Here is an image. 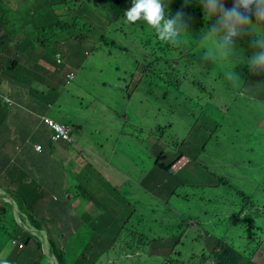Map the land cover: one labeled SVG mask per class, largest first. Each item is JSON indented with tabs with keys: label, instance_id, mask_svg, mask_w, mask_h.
I'll return each instance as SVG.
<instances>
[{
	"label": "rangeland",
	"instance_id": "374dc122",
	"mask_svg": "<svg viewBox=\"0 0 264 264\" xmlns=\"http://www.w3.org/2000/svg\"><path fill=\"white\" fill-rule=\"evenodd\" d=\"M4 1L12 10L10 20L22 22L18 31L26 28L21 39L26 40L27 35L35 36V40L40 42L34 58L47 61L45 66L30 72L28 86H47L44 94L48 99L56 97L54 101H59L66 98L85 109L92 108L93 125L85 124L74 136L79 145L94 150L93 154L83 148L78 150L84 166L92 175L88 179L89 187H83L93 195L96 193L100 204L94 218L106 209L109 217H116L122 222L129 219L127 230L139 237V241H148L153 245L154 236L164 233L167 228L173 231L182 226L186 234L193 226L196 231L213 234L216 240L224 238L226 244L232 241L241 258L250 264H264V238L260 242L249 243L253 233L239 218L240 210L251 209L258 201L264 203V82L255 75L247 76L245 68L249 65L243 61V53L248 52L251 57L259 50L253 45L257 39L255 32L249 29L245 33L247 39L243 35L236 38L235 54L231 56L230 63L227 59L204 62L200 45L204 9L199 0L192 2L189 11L194 18L186 14L188 9L182 11L190 28L182 32L179 42L186 44L187 49L192 46L193 54L189 58L186 54L181 56L180 49L171 55L183 61L180 70L188 80L186 87L180 84L177 88L172 77H156L150 73L147 66L156 60L152 47L148 48L146 44L152 38L151 34L138 28L140 24L132 27L125 20L113 21L109 12L114 5L112 2L82 0L76 6V2H69L74 7L72 12L62 11L59 15L63 22L77 23V27L68 28L60 38H56L52 37L51 26L56 21L55 9L46 4L47 0ZM184 1L188 3V0ZM230 2L233 3V0ZM82 3H86L87 7ZM60 6L58 4L55 8ZM249 16L255 23L254 13ZM27 19L29 22L24 23ZM91 28H95V35L85 44L76 46L75 41L68 43L79 49V64L73 66L66 64L65 60V65L58 64L57 48L53 50L55 44L70 39L71 35H89ZM42 29L49 34L41 35ZM257 31L264 37V29L257 26ZM104 42L109 47H105ZM95 43L104 49L95 52ZM11 44L15 45V42ZM158 55L161 57L163 53ZM188 59L197 62L196 70H189L191 62ZM223 65L228 67L224 72ZM55 69L57 72H54ZM68 71L76 75L70 85L67 84ZM8 88L28 89L27 85H10ZM12 94L0 89V131L3 129L0 145L6 143L11 134V115L18 108L15 99L10 96ZM9 97L14 104L9 102ZM20 103L22 111L27 112L29 105L36 100L26 96ZM119 120L125 124L123 133L127 135L123 137L117 129ZM40 145L37 144L36 149ZM8 149L12 150V147ZM21 149L19 146L18 152ZM113 150L119 152L121 163H118ZM99 153L105 154L106 159L99 158ZM161 153L165 158L159 164L169 166L182 158V154L189 162L186 165L181 160L174 162L170 172L156 169L153 165ZM3 155L0 151V161ZM134 156H140L141 166L130 162ZM27 166L29 169L34 167ZM183 167L184 170H180ZM2 168L0 163V178ZM15 186L19 189L22 185L15 182ZM66 190L68 195H76L71 188ZM24 194L27 195L28 191ZM75 200L72 198L69 202L73 208L71 213L77 220L82 217L84 207L94 209L92 202L84 198L77 209ZM104 201L107 203L103 204ZM64 204L49 206L47 216L50 220L45 224L50 226L54 237L59 231L63 232L66 238L61 241L62 244L79 226L74 221L76 227L73 228L67 215L52 211L54 207H64ZM114 206L119 209L115 211ZM17 212L2 217L0 228L14 229ZM44 214L46 216V212ZM153 220L163 222L157 225L160 230H155ZM60 226L61 230H54ZM20 237L27 238L26 235ZM6 240L7 234L0 231V255L8 256L10 248L16 247L10 239L6 244ZM169 242L167 237L162 246L168 247L165 245ZM46 253L47 249L45 256L49 263L55 264V257H48ZM148 260L145 257L129 264L146 263ZM129 261L123 260L120 264ZM150 262L148 264H154Z\"/></svg>",
	"mask_w": 264,
	"mask_h": 264
},
{
	"label": "trees",
	"instance_id": "16d2710c",
	"mask_svg": "<svg viewBox=\"0 0 264 264\" xmlns=\"http://www.w3.org/2000/svg\"><path fill=\"white\" fill-rule=\"evenodd\" d=\"M112 2L114 5H111L110 16L113 21H121L125 20L124 16L126 12V7L130 0H107ZM69 2H73L75 6L82 2V0H47L46 4L48 6H53L55 12L53 13L56 17V21L51 25L52 26V37L60 38L62 33L68 31V28L71 30L77 27L76 24H66L61 20L59 12L65 11L67 13L72 12L73 6L69 5ZM175 1L170 0L167 3L168 9L170 11V5ZM61 4V8H55L56 5ZM115 5H121V7H117ZM82 6L87 7L86 3H82ZM227 8H231L233 3L230 0L226 3ZM183 9L178 7L177 12H182ZM58 12V14L56 13ZM175 12V14L177 13ZM84 15V14H83ZM174 15V14H172ZM186 14H184L185 16ZM13 16L12 10L9 9L8 2L4 0H0V89L3 87L5 83H9V85L14 84L10 79H25L30 76V71L26 69L23 65L19 63V55L20 52L22 54H27V56H32L38 49V45L40 42L35 40V38H31L27 35V39H21L24 34L23 30L26 28L23 27V30L18 31L19 25H21V21H12L10 18ZM116 18V19H115ZM198 19H201L199 17ZM29 22V19L25 20L24 23ZM143 21H138L136 23H127L128 26L137 27L142 30H147L151 34L152 38L146 41L147 47H152L153 56L155 57V61L147 66L150 73L154 76L167 75L168 77H172L174 82V86H178L183 84L186 87L188 80L184 78V74L180 70L182 67V60L180 57H172L171 55L181 49V56L185 55L186 44H181L178 39L177 44H172L170 42L161 41L156 35L155 31L148 27V25L142 23ZM202 26H206V21L202 20ZM41 35L49 34L47 30H41ZM95 28L90 29V34L84 33L81 35H71L70 39L56 43L57 51L55 54L61 53L66 64H71L73 66L79 64V59L81 58L78 54V50L74 44H68L66 46L65 43H71L75 41L76 46H81L90 40V36L94 37ZM15 42V45L11 44ZM10 44V46H8ZM105 47H109V44L104 42ZM63 47H66L65 51L61 50ZM104 47L102 45H98L95 43L94 51L103 50ZM159 52L163 53V56H159ZM244 58L243 61L246 62L250 58V53H243ZM13 57V58H12ZM228 63L231 62V56L226 58ZM189 60V59H188ZM190 61V60H189ZM65 62L62 64L65 65ZM191 62V61H190ZM197 62L192 59V62L189 65V70L195 69L197 67ZM233 65V64H231ZM67 66V65H66ZM64 66V68L66 67ZM160 68H162L160 70ZM228 67H226V70ZM231 70V68L229 67ZM245 72L247 76L255 75L261 81L264 82V73H254L250 67L245 68ZM139 73V72H138ZM10 78V79H9ZM167 82L166 80H163ZM262 94V93H261ZM264 120V117L262 118ZM37 151V150H36ZM22 153V152H20ZM183 156H185L183 154ZM9 167L2 168V171L5 170L4 180H8V177H13L15 180L22 183V186L19 189L15 190L13 196V202L15 206L18 207L19 211L22 213L24 208L27 209V218H23L24 223H32L38 227L43 229V233L46 238V249L50 255L55 257L56 264H120L123 260H131L130 262H136L138 259H144L145 257L149 258L146 263L141 264H211L210 259H215L217 264H231L237 261L244 260L241 258V255L236 247V245L232 241H228V243H224V238H218L216 240L213 234H205L200 230H195L192 226L188 232L185 234L181 228H174L171 231L169 228L163 233H159L160 235L154 236L156 239L152 243L148 241H139V237H135L134 234L130 233V230H127L129 225V219L122 222L120 219L116 217H109L106 209L101 210V214L98 218H94L98 214V207L100 204L96 199V193L93 195L91 191L84 189L85 186L89 187L88 181H80V190L82 192L81 197H91L90 200L92 205H94V209H90V211L85 212L82 216V221L78 224L79 221H76L77 228L76 232L70 236V238L66 241V243L62 244L61 241H64L66 236L62 231H59L57 235L54 237L50 227L45 226L50 219H48L47 212H49V203L46 204V216L44 214V203L37 200V198L43 197V192L41 191V187L36 186L37 180L29 175L25 169L20 165L22 160L17 159H6ZM159 161V160H158ZM153 165L156 169L160 168L162 170L172 169L174 162H172L169 166L165 164H159V162ZM5 166V165H4ZM3 166V167H4ZM7 170V172H6ZM184 170V168L182 169ZM175 171V170H174ZM32 186L35 187V192H32ZM84 186V187H83ZM28 191V194L24 193ZM20 198L24 199L23 202L20 201ZM252 201L254 199H251ZM107 201H104L103 204H106ZM115 211H117L116 206ZM112 208V207H111ZM119 209V208H118ZM247 210L246 215L244 212ZM57 213L58 210L55 207L52 209ZM8 214L13 215V205L10 203H6L0 199V219L2 217L7 216ZM244 215V216H243ZM243 216V217H242ZM239 218H241L242 223L246 226H249L252 234V238L249 243H257L260 242L264 238V203H260L259 201L253 203L251 209L245 208L240 210ZM156 223L155 230H160V227H157L158 224L163 222L154 221ZM188 223V221H187ZM15 228H0L1 232H5L7 234L8 240H6V244L9 239L11 241L17 240L18 244L15 249L9 250L8 256H6V260L8 264H51L49 260L44 254V250L42 247V241L36 233H33L24 227L14 222ZM73 228L76 225L73 223ZM190 227V226H189ZM54 229V228H53ZM61 228H55L54 230H61ZM151 229V226H150ZM253 230V231H252ZM149 232V229H146ZM26 235V239H22L20 236ZM169 237L170 242L165 245L168 246L164 248L162 246V242ZM158 246V247H157ZM184 253V254H183ZM222 253V255H219ZM249 263V261H247ZM247 264V263H246ZM250 264V263H249Z\"/></svg>",
	"mask_w": 264,
	"mask_h": 264
},
{
	"label": "crops",
	"instance_id": "0c3cea01",
	"mask_svg": "<svg viewBox=\"0 0 264 264\" xmlns=\"http://www.w3.org/2000/svg\"><path fill=\"white\" fill-rule=\"evenodd\" d=\"M46 64L47 61L36 59L33 55L30 67L32 70H36ZM47 68L49 69V67ZM54 72H57V70L55 69ZM67 73H69V71ZM10 80L12 82L14 81V84L12 85H27L28 89H9V83H5L1 88L13 93L10 96L15 99L18 106L14 111L15 114L11 115V134L8 136L7 142L0 145V151L4 154L0 161L1 166L3 167L5 165L3 168L6 169L9 167V165L6 164V159L8 158H11L12 160H22L20 165L29 175L37 180L36 186L41 187L43 197L37 198V200L44 203V211L46 212L47 203H49V205L53 203H61L63 205V203H65L64 207L60 206L57 210L59 213H64L68 216L70 225L75 220L82 221V217L77 220V217L71 213V209L73 208L69 201L72 198H76L74 203H76V208L78 209L77 205H82L81 199H86L85 197H81L82 192L80 190V181H88L92 175L84 166L82 155L78 150L83 148L92 154L94 153V150L89 149L88 146H81L77 142L76 144H70L67 142L55 141L53 139V131L43 122V117H52L57 121L68 123L76 129L77 133L79 128H83L85 124L93 125L91 124L92 108L85 109L83 106L80 107L77 102H71L66 98L59 101H54L56 100V97L48 99L44 94V90L47 86H28L30 78H27L24 82H19L13 79ZM6 84L7 87L5 88ZM16 90L21 93L19 94ZM26 96L33 97L36 100V103L30 104L28 111L23 112L22 104L20 102L23 101ZM103 112L105 113V111ZM117 129L122 135L125 130L123 121H118ZM2 132L3 129L0 133ZM37 144L43 146L42 151H36L35 146ZM9 146L12 147V150L8 149ZM19 146L22 147L20 151L22 153L18 152ZM115 154L117 155L118 163H121L122 161L119 159V152H115ZM97 156L101 159H106L105 154L99 153ZM132 159H136V156L132 157ZM28 164L33 165L34 167L29 169L27 166ZM4 175L5 170H3V175L0 178V181L4 179ZM8 178L10 185L16 189L15 182H18L21 185L24 183L15 180L11 176ZM73 186L75 188H73ZM31 188L34 193L36 190L35 187L32 186ZM70 188L75 191L76 195H68L66 189ZM90 198L91 197L89 196L87 197L89 200ZM60 199L63 201H60ZM80 208L82 207L80 206ZM83 209L84 211L81 216H83L85 212L90 211L89 207H84Z\"/></svg>",
	"mask_w": 264,
	"mask_h": 264
},
{
	"label": "clouds",
	"instance_id": "9594fccd",
	"mask_svg": "<svg viewBox=\"0 0 264 264\" xmlns=\"http://www.w3.org/2000/svg\"><path fill=\"white\" fill-rule=\"evenodd\" d=\"M173 1L175 2L170 5L171 15H169L166 9H167V3L170 2V0H130L128 6L126 7V12L124 14V16L126 17V22L136 23L138 21H143L148 25L149 28L155 31L156 35L161 41L177 44L178 39L181 36L182 32H185L190 28L187 26L186 23L189 21L185 20L184 14L182 12H177V8L180 7L183 10L188 9V12L186 14H189L190 18H194V15L191 14V10L189 11V5H191L192 2H195V0H188V3H186L185 1L182 2V0H173ZM227 1L228 0H199L200 4L204 9L205 20H208L206 21V26H202L203 35H201L200 37V45L203 53L201 57L202 60L204 62L211 61L215 63L218 59H226L234 55L236 38L243 35L244 38L247 39L245 33L249 29H251L252 31L255 32L257 37V39L253 41V45L257 47L259 50L256 51L248 59L247 63L250 69L254 73L257 74L264 73V37H262L261 34L257 31V26H259L261 29H264V0H233V6L231 8L225 7V2L227 3ZM175 12L177 13L175 14ZM252 13H254L255 15L253 16L256 19L255 23H253L249 18L251 17L249 16V14ZM22 33H24V31ZM91 37L92 36H90V38ZM31 38H35V36ZM65 45L69 46L68 43H66ZM184 49L187 58H189V56L193 54L192 46L189 49L187 48ZM59 56H61V62ZM18 57H19V63L31 72L32 69L30 67V63L32 60V56H27V54H22L20 52V55ZM57 58H58V64L64 63V58L61 53L57 54ZM225 70H226V65H223V72ZM27 78H30V76H28ZM27 78L23 80L21 79H15V80L19 82H24ZM75 79H76L75 73L74 72L69 73L67 84L68 85L72 84V82ZM6 87L7 84L5 85V88ZM9 102L14 104V101L10 97H9ZM44 118H52V117L44 116L43 122L45 123ZM60 123L71 126L73 129V135L71 142H67V141H57V142H67L70 144H74L76 142L74 136L76 134V129L68 123H64V122H60ZM51 130L53 131V139H54L55 133L53 129ZM124 135L127 134L124 132L121 136L123 137ZM40 151H42V149ZM114 151L115 150H113L112 152L114 153V155H116L115 154L116 151L115 152ZM181 157L182 158H178L175 161L177 162L181 160L186 165L189 162V160L186 159V157L183 156V154L181 155ZM164 158H165L164 154L161 153V155L157 158V161L159 160L158 162H161V159ZM130 162L136 165H140V166L142 165L141 164L142 160H140V156H136V159L130 158ZM15 190L16 188L11 186L8 180L2 179L0 181V192H1L0 196L2 197V200L6 203H10L13 205V214H15L16 211H18L16 216L17 221L14 222H17V224H19L20 226L24 227L25 229L33 233H36L39 236V230L43 231V229H41V227L36 226L35 224L32 223L29 224V222L24 223L22 217L27 218V209L24 208L23 212L21 213L18 207L15 206L13 202V196ZM20 201L23 202L24 204L23 198H20ZM246 213L247 210L244 212V215H246ZM11 242L15 246H17L18 244L17 240H13ZM219 255H222V253H219ZM6 256H7L6 254L0 255V264H8L6 260H2L5 259ZM210 262L211 264H217V261L215 259H210ZM230 263L246 264L247 260H241L235 263L230 261Z\"/></svg>",
	"mask_w": 264,
	"mask_h": 264
},
{
	"label": "built area",
	"instance_id": "2783aa9c",
	"mask_svg": "<svg viewBox=\"0 0 264 264\" xmlns=\"http://www.w3.org/2000/svg\"><path fill=\"white\" fill-rule=\"evenodd\" d=\"M60 62H61V56H59ZM73 78V76H72ZM45 123L54 130L55 136L54 140L56 141H72V135H73V129L71 126L62 124L55 119L52 118H44ZM37 151H40L43 147L40 145L38 147Z\"/></svg>",
	"mask_w": 264,
	"mask_h": 264
},
{
	"label": "water",
	"instance_id": "95a60500",
	"mask_svg": "<svg viewBox=\"0 0 264 264\" xmlns=\"http://www.w3.org/2000/svg\"><path fill=\"white\" fill-rule=\"evenodd\" d=\"M39 238H40L41 241H42V247H43V250L45 251V246H46L45 241H46V238H45V236H44L42 230H39ZM46 255H47L48 257L50 256L49 253H46ZM50 260H51V259H50Z\"/></svg>",
	"mask_w": 264,
	"mask_h": 264
}]
</instances>
